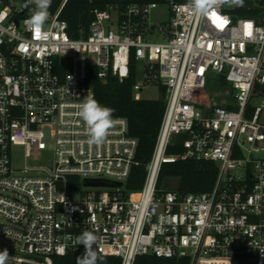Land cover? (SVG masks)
Wrapping results in <instances>:
<instances>
[{
  "label": "built area",
  "instance_id": "1",
  "mask_svg": "<svg viewBox=\"0 0 264 264\" xmlns=\"http://www.w3.org/2000/svg\"><path fill=\"white\" fill-rule=\"evenodd\" d=\"M67 1L52 0L40 30L25 22L35 7L31 0H0L5 264H53L55 254L84 250L77 237L86 230L98 237V254L119 257L121 264H134L140 255L264 264V9L259 18L238 16L221 3L210 10L213 17L198 15L192 2H177L169 5V18L156 23V1L110 5L95 10L86 35L73 37L61 18ZM132 57L137 69L143 65V79L133 86L136 99L149 84L165 89L163 118L138 190L126 186L140 163L128 119L113 116L104 143L89 147L79 115L89 95L96 99L88 82L92 68L100 78L123 80ZM210 72L225 74L228 85L208 92ZM50 141L54 164L42 165L38 155ZM178 145L182 150L170 151ZM14 146L24 147L31 162L16 167ZM189 159L217 165L213 188L186 194L164 188L163 164ZM90 176L104 177L108 188L84 187Z\"/></svg>",
  "mask_w": 264,
  "mask_h": 264
},
{
  "label": "trees",
  "instance_id": "2",
  "mask_svg": "<svg viewBox=\"0 0 264 264\" xmlns=\"http://www.w3.org/2000/svg\"><path fill=\"white\" fill-rule=\"evenodd\" d=\"M156 1L160 4L172 5L177 2H192V0H68L61 12V18L68 22V31L73 37L88 33L89 25L94 19L96 9H106L114 5L124 9L135 2ZM264 9V0H255L250 6H236L233 13L238 16L259 18ZM96 68H92L88 82L94 87L97 101L102 106L115 109L113 116H123L128 119L131 135L139 140L137 157L140 163L134 167L126 186L129 190H138L143 186L147 163L154 150L156 138L165 110V89L160 87L162 96L158 99H136L133 86L137 81V63L132 57L130 74L120 80L110 75L106 79L98 77ZM182 150V146L171 147V152ZM167 177H181L180 192H205L213 188L217 177V165L209 160H179L163 164L160 174V184ZM84 250H70L66 254L53 255V264H77V257ZM104 264H121V259L115 256H104ZM134 264H188L186 258H164L155 255H140Z\"/></svg>",
  "mask_w": 264,
  "mask_h": 264
},
{
  "label": "clouds",
  "instance_id": "3",
  "mask_svg": "<svg viewBox=\"0 0 264 264\" xmlns=\"http://www.w3.org/2000/svg\"><path fill=\"white\" fill-rule=\"evenodd\" d=\"M35 5L31 16L25 21L35 29H43V26L49 16V8L52 0H31ZM221 3H230L235 5H243L244 0H192V6L198 15L208 16L215 11L213 6ZM216 14V13H215ZM215 17V16H213ZM115 109L102 106L94 96L89 95L85 101L80 105L79 115L84 121L87 129V144L89 147L95 145L100 146L104 143L108 134V130L115 123L113 113ZM98 237L92 231H84L77 237V243L83 245L84 252L81 256L77 257V264H104L103 257L99 256L94 248ZM63 254V249L61 250ZM9 253L5 249L0 251V264H5Z\"/></svg>",
  "mask_w": 264,
  "mask_h": 264
},
{
  "label": "rangeland",
  "instance_id": "4",
  "mask_svg": "<svg viewBox=\"0 0 264 264\" xmlns=\"http://www.w3.org/2000/svg\"><path fill=\"white\" fill-rule=\"evenodd\" d=\"M236 7L235 4L225 3V8L232 9ZM170 7L168 4H159V6L151 12V21L156 23L165 22L169 18ZM156 39V38H153ZM142 63L138 64L137 69V80L141 81L143 79V68ZM224 85H228V82L221 78L220 76L210 72L207 75V91L210 93H216L222 89ZM142 98L146 99H158L162 96L160 87L153 83L145 86L143 90L140 92ZM221 99H218L220 101ZM54 143L52 141L49 142L48 148L42 150L38 155V163L42 165L53 166L54 164ZM14 165L16 167H22L25 162H31V159H27L25 161L24 157V147L22 146H14ZM89 182L84 185V187L88 189H107L108 184L103 181L104 177L99 176H90ZM2 239L0 238V242Z\"/></svg>",
  "mask_w": 264,
  "mask_h": 264
},
{
  "label": "water",
  "instance_id": "5",
  "mask_svg": "<svg viewBox=\"0 0 264 264\" xmlns=\"http://www.w3.org/2000/svg\"><path fill=\"white\" fill-rule=\"evenodd\" d=\"M254 3L253 0H244L243 5L241 6H250ZM221 77L224 79L226 77L225 74H222ZM181 185V177H167L163 181V187L168 189H180Z\"/></svg>",
  "mask_w": 264,
  "mask_h": 264
},
{
  "label": "snow or ice",
  "instance_id": "6",
  "mask_svg": "<svg viewBox=\"0 0 264 264\" xmlns=\"http://www.w3.org/2000/svg\"><path fill=\"white\" fill-rule=\"evenodd\" d=\"M215 15H216V14H215V13H213V16H215ZM219 26H220V27H222V26H223V24H220ZM248 27L250 28V27H251V25H249Z\"/></svg>",
  "mask_w": 264,
  "mask_h": 264
}]
</instances>
